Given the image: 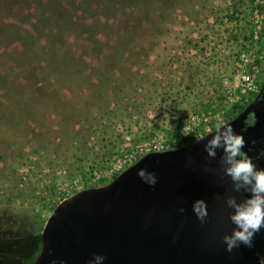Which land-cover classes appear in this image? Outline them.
<instances>
[{
    "label": "rangeland",
    "instance_id": "374dc122",
    "mask_svg": "<svg viewBox=\"0 0 264 264\" xmlns=\"http://www.w3.org/2000/svg\"><path fill=\"white\" fill-rule=\"evenodd\" d=\"M257 1L0 0V231L19 235L0 264H33L55 208L115 163L241 113ZM252 244L264 259V227Z\"/></svg>",
    "mask_w": 264,
    "mask_h": 264
},
{
    "label": "water",
    "instance_id": "95a60500",
    "mask_svg": "<svg viewBox=\"0 0 264 264\" xmlns=\"http://www.w3.org/2000/svg\"><path fill=\"white\" fill-rule=\"evenodd\" d=\"M250 113L256 124L242 133L243 150L254 160L264 145V91L227 123L239 134ZM216 134L150 151L111 182L65 198L41 233L33 264H90L96 255L104 257L97 264H262L253 244L229 252L223 240L236 227L227 200L240 203L250 193L226 174L223 147L208 155L205 146ZM140 169L154 173L156 183L142 179ZM198 200L207 205L204 223L193 211Z\"/></svg>",
    "mask_w": 264,
    "mask_h": 264
},
{
    "label": "clouds",
    "instance_id": "9594fccd",
    "mask_svg": "<svg viewBox=\"0 0 264 264\" xmlns=\"http://www.w3.org/2000/svg\"><path fill=\"white\" fill-rule=\"evenodd\" d=\"M255 124V113H250L244 120V128L238 134L234 132L231 124L218 118L215 123V132L217 134L205 146L208 155L211 157H215L216 148L223 147L225 153L223 159L225 164L228 165L226 174L235 183L237 189L244 188L245 191L250 193L240 203H237L235 198L227 200V204L234 209L230 219L236 226L231 235L223 237L229 252L241 243L251 247L254 234L264 227V168L258 169L253 159L243 150L246 141L242 133L247 131L249 127L255 126ZM184 134L187 135L189 133L184 132ZM255 143L256 141H253V144ZM260 156H264V151L260 153ZM138 175L151 185L156 183L155 174L147 172L146 169H140ZM180 211L183 212V209H180ZM193 211L201 223H204L208 216L205 201H196L193 205ZM103 259V256L96 255L94 261L90 262V264H97V261H103ZM52 264H55V261ZM262 264H264V261H262Z\"/></svg>",
    "mask_w": 264,
    "mask_h": 264
},
{
    "label": "built area",
    "instance_id": "2783aa9c",
    "mask_svg": "<svg viewBox=\"0 0 264 264\" xmlns=\"http://www.w3.org/2000/svg\"><path fill=\"white\" fill-rule=\"evenodd\" d=\"M243 91L246 94V96L248 97H252L254 93H257L258 88H257V84L256 82H254L253 79H251L250 75H248L245 78V82H244V87H243ZM184 143L182 142L181 139H178L172 143H162L159 142L156 144V146L154 147V150H158V151H162V150H167V149H171V148H175L178 147L180 145H183ZM131 163H134V161H132ZM130 164H124V162L119 161L117 163L114 164V166L108 171L106 177L104 178V182H109L112 179H114L120 172H122L123 170H125ZM101 177L97 176L94 177L92 179V181L89 182L90 186H98L101 185Z\"/></svg>",
    "mask_w": 264,
    "mask_h": 264
},
{
    "label": "flooded vegetation",
    "instance_id": "af4514ba",
    "mask_svg": "<svg viewBox=\"0 0 264 264\" xmlns=\"http://www.w3.org/2000/svg\"><path fill=\"white\" fill-rule=\"evenodd\" d=\"M257 10L261 13V18L259 19L260 22V26H261V36L259 37V42L261 44V51H262V55H261V61L263 63V67H262V78H261V86L258 88L256 97L264 91V0H258L257 1ZM264 151V145L261 147V152ZM259 157V158H258ZM256 159H254V163L256 164L257 168H264V156H258ZM0 235L2 236L3 239H12L15 236H19V235H14L11 233H7V231H0ZM17 256H15L16 258ZM27 259H23V263L24 264H31V261Z\"/></svg>",
    "mask_w": 264,
    "mask_h": 264
},
{
    "label": "trees",
    "instance_id": "16d2710c",
    "mask_svg": "<svg viewBox=\"0 0 264 264\" xmlns=\"http://www.w3.org/2000/svg\"><path fill=\"white\" fill-rule=\"evenodd\" d=\"M251 100H252V99H251ZM243 108H244V107H243ZM243 108H242V109H243Z\"/></svg>",
    "mask_w": 264,
    "mask_h": 264
}]
</instances>
